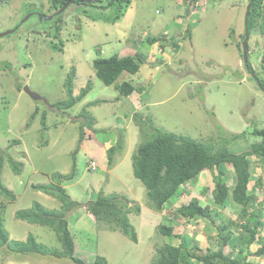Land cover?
<instances>
[{
  "label": "rangeland",
  "instance_id": "rangeland-1",
  "mask_svg": "<svg viewBox=\"0 0 264 264\" xmlns=\"http://www.w3.org/2000/svg\"><path fill=\"white\" fill-rule=\"evenodd\" d=\"M195 1L95 0L89 4L70 3L63 12L55 14L59 8H55L54 0H0V32L20 24L15 31L0 36V155L4 161L0 183L16 195V200L8 203L9 199L0 194V218L9 239L25 240L32 234L50 248H62L50 227L17 219L14 214L17 209L38 202L47 208H58L55 198L34 190L32 184L48 183L53 174L74 169L73 179L66 181V191L77 200L83 196L96 198L99 191L107 195L105 198L114 213L130 211L126 218L139 240L133 242L122 230L108 228L114 214L107 219L110 221L97 220L82 205L66 216L72 225L74 256L85 264H91L97 257L105 259L106 264H149L157 256V247L167 239L158 226L173 225L175 209L166 204L165 210L154 211L152 217L146 206V189L133 176L128 158L154 133V127L195 139L212 150L227 147L234 153L249 149L260 140L252 135V130L264 127V92L252 77L250 66L264 79L261 62L264 39L257 30H250L249 68L240 43L245 33L249 0ZM198 2L201 6H197ZM50 15L51 18L45 19ZM148 37L167 40L171 37L177 48L164 41L169 46L162 49L158 40L149 43ZM52 41L61 51L51 47ZM127 41L131 44L125 47ZM114 53L118 56L139 53L144 59L137 72L123 71L117 79L119 83L132 82L137 89L132 94L139 96L141 108H135L128 96L119 95L116 100L118 91L114 86L105 85L95 75L92 60ZM69 73L73 75V96L88 84L90 89L70 108L59 109L54 103L66 98L64 82ZM25 87L40 97L33 98ZM131 96L134 101L136 97ZM99 99L103 100L93 104ZM119 125L122 128H117ZM237 134L240 136L235 137ZM118 136L123 147L114 155L112 165L107 163V169L99 165L95 171L82 170L89 158L79 151L84 137L102 143ZM13 139L18 143H11ZM8 156L21 162L19 174L7 163ZM249 158L251 174L264 175L260 171L264 170V161L253 155ZM113 166H116L114 171H109ZM223 170L227 183L233 184V167L225 165ZM201 172L202 175L179 188L180 197L174 205L178 207L195 197L201 205L221 209L219 212L212 208L210 216L215 225L227 224L228 218L233 223L239 221L241 216L237 214L236 204L227 200L219 206L213 202V175L218 170ZM252 185L253 181L249 187ZM195 187L204 191L196 192L192 189ZM263 189L264 182L257 198L260 217H264V204L260 203ZM3 201L7 204L2 205ZM138 205L143 211L141 216L136 215ZM253 207L258 213L256 205ZM204 221L214 224L207 218L192 222L191 227L186 222H178L179 232L186 229L185 243L192 245L194 241L188 232L194 234ZM232 229L238 246L239 227ZM263 231L262 227L257 228L258 235H263ZM198 239L202 247L200 235ZM230 242L221 245L222 251L235 257L239 247H232ZM201 250L194 251L202 254ZM190 259L191 264H204ZM0 264L77 263L50 253H18L6 245L0 247Z\"/></svg>",
  "mask_w": 264,
  "mask_h": 264
},
{
  "label": "trees",
  "instance_id": "trees-1",
  "mask_svg": "<svg viewBox=\"0 0 264 264\" xmlns=\"http://www.w3.org/2000/svg\"><path fill=\"white\" fill-rule=\"evenodd\" d=\"M66 1L67 0H54L55 4L57 3L55 8H60ZM121 1L122 3L125 2V0ZM126 2H129V0H126ZM74 3L89 4L91 2L74 0ZM112 4L116 3L113 2ZM115 18H118V15H115ZM245 27L247 28L248 37L250 36V30L254 29L255 31L257 30V33L264 39V0H252V5L247 16ZM184 36H186L185 32ZM241 39H244V33L243 38ZM147 40L149 43H155V41L158 40L160 48L162 47V49L164 47L168 48L169 46H165L164 41H168V44L177 48V43L174 42L171 37L169 40L164 38L148 37ZM55 43V41H52L49 44H51L52 48L61 51ZM261 60L263 63L262 68L264 73V56ZM143 62L144 59L140 57L139 53L138 55L134 54L123 56H118V53H114L107 57L98 56L94 58L92 60V67L96 77L105 85H113L120 96H127L136 90L135 86L131 81L124 80L119 83L117 82V79L123 71L134 74L138 71L140 64ZM247 66L249 68V62L247 63ZM254 74L257 76L255 72ZM72 76L71 73H69L64 82L66 98L54 103L59 109L70 108L87 93V88L90 89V85L88 84L80 90L78 95L73 96ZM258 79L261 83V87L264 88V79H261L259 76ZM116 98L118 97H115V99ZM102 100L103 99L96 100L93 104H98ZM155 128L156 127H154V133H150L149 138L138 145L131 157L132 174L144 185L146 195L148 197L147 205L150 208L155 211H161L166 204H171L180 196L178 193L179 188H183L186 182L195 179L204 169L218 170V172L213 175L214 187L212 189L213 202L216 205H224L226 201L229 200L230 202L241 206V218L246 215V209L248 207L254 206L253 201L256 203L258 198V192L255 194V188L257 186H262V182L260 179L253 178L251 172L249 171V157L253 155L259 158V161H264V127L260 129L256 127L252 130V135L258 136L260 140L252 143L249 149L239 153L231 152L227 147H220L217 150H212L211 146L205 145L195 139H191L171 131H164ZM239 136L240 134H237L235 137ZM11 143L17 144L18 140L13 139ZM122 145V138L119 136V140L108 148V165L113 164L114 155L122 149ZM3 151L5 152L6 149ZM91 161L94 160L89 161L88 166L90 168H92L90 166ZM3 163V156L1 154L0 169ZM7 163L11 166L15 174H19L21 172V162H16L11 156H8ZM225 165L233 167L234 169L235 182L233 184L229 185L227 183L226 176H224L223 167H225ZM73 176L74 169L69 171V173L53 174L51 177L52 181L48 183L32 184V188L34 190L41 191L55 198L59 203L58 208H47L38 202L31 204L28 208L17 209L14 214L16 218L26 220L30 223H37L39 225L50 227L56 232L58 241L62 247L61 249L46 246L45 244L37 241L35 236L32 234H28L25 240L9 239V233L3 226L1 218L0 247L7 245L11 250L22 254L50 253L54 254L56 257L71 258L77 264H85L81 258L74 256V241L69 230L68 220L66 217L67 213L82 207V205L89 213L95 216L97 220L110 221L107 219L114 214V218H110L113 226L109 224L108 228L120 229L119 231L122 230L130 240L136 242V234L126 218V215L130 213V211L122 210L115 211L114 213L110 209V205L107 203L105 198L107 195L105 196V194L101 191L97 193L96 198L89 199L87 201H78L73 199L66 191V188L62 186V182L64 180L72 179ZM251 181H253V185L249 187V183ZM202 191L204 190L202 189ZM0 194L9 199L8 203H11V201H14L16 198L13 191L6 186H2L1 183ZM263 200L264 193H262V201ZM4 203L6 202L3 201L2 205ZM139 210L140 208L138 205L136 212ZM211 213V207L201 205L200 201L195 197H192L187 203L179 205L173 212L175 217H182L186 220L207 218L215 223V220H213L210 216ZM119 214H121V216H118ZM253 215L256 216L257 213L254 212ZM255 218L256 219H254L253 224L249 223V221L247 224H244L239 235L236 236V240L238 241V246H236L239 247V253L235 257L224 254L222 247L212 251L206 248L205 251L201 250L202 254H196L194 250H200V247L196 244L186 246L182 241L178 245L170 243L161 244L157 247V256L155 260L149 264H191L193 260L190 258L200 260L204 264H252L250 261L246 260L247 255H264V231L261 236L258 235L257 232L258 227H263L264 230V223H260L258 218ZM222 226L225 227V225ZM158 227L162 235L171 236L173 234V225L171 223L159 224ZM232 233L233 232L230 229L222 236V246L227 243L229 244L230 240L234 239L235 236ZM256 241L259 243L258 248L254 252H250L248 250L249 245L251 243H255ZM106 263L107 261L105 259L97 257L91 264Z\"/></svg>",
  "mask_w": 264,
  "mask_h": 264
},
{
  "label": "crops",
  "instance_id": "crops-1",
  "mask_svg": "<svg viewBox=\"0 0 264 264\" xmlns=\"http://www.w3.org/2000/svg\"><path fill=\"white\" fill-rule=\"evenodd\" d=\"M181 24V23H180ZM131 40V39H130ZM132 42H133V40H131ZM129 44H131L129 41H127L126 42V44L124 45L125 47L126 46H128ZM125 47H123V48H125ZM122 48V49H123ZM117 96H119V94H117L116 95V97ZM130 96H131V94L128 96L129 98H128V100H131L132 101V103H133V105H134V107L135 108H141V103H140V101H139V96L137 95V97L136 96H134V94H132V96L131 97H136V99L135 98H133L134 99V101L132 100V99H130ZM119 98V97H118ZM116 100H117V98H116ZM119 101V100H118ZM136 101V102H135ZM120 107V106H119ZM121 107H123V106H121ZM120 107V108H121ZM118 127H121L120 125L119 126H117V128ZM122 128V127H121ZM120 134V133H119ZM131 139V136L129 135V139L128 140H130ZM119 140V136L118 137H114V138H112L111 139V141H104V142H102V143H100L99 141H97V142H95L96 141V139H91V137H84L83 139H82V141H81V145H79V151H82L81 153H83L82 155H84V156H88L89 158H88V161H85V163L83 164L84 166H83V168H82V170H87V171H91V170H94L95 171V169L100 165V166H102V168L103 169H107V158H105V156H106V154H107V150H108V148L111 146V145H113V144H115L117 141ZM120 155V154H119ZM127 157L130 155V154H125ZM131 157H132V155L128 158V163H130L131 162ZM102 158H103V161H102ZM90 160H94L95 161V166H94V168H90L89 166H88V164H89V161ZM82 161V160H81ZM115 161H118V159H115ZM100 162H103V163H100ZM107 164V165H106ZM80 165H82V163L80 164ZM116 166H113L112 168V170H110L109 169V171H111V172H113L114 171V168H115ZM81 168V167H80ZM259 169H260V167H258ZM260 171H262V172H264V170H262V169H260ZM204 175H205V173H204ZM203 175V176H204ZM253 176V178H256V179H260L261 180V182L263 183L264 182V175H260V176H255V175H252ZM73 179V178H72ZM72 179H69V180H72ZM69 180H64V182H62V186L64 187V188H66L67 187V183L68 182H66V181H69ZM66 182V183H65ZM102 183V182H101ZM100 183V184H101ZM101 186V185H100ZM194 191H196V192H202V188H198V187H195V188H192ZM86 194H87V192H86ZM255 194H256V192H255ZM260 194V193H259ZM259 194L257 193V195L259 196ZM46 195V194H45ZM51 197V196H50ZM72 197V196H71ZM180 197V196H179ZM178 197V198H179ZM73 198V197H72ZM177 198V199H178ZM51 199H54V198H51ZM73 199H76V197H74ZM89 199H92V198H89V197H82L81 199L79 198L78 199V201L79 200H82V201H87V200H89ZM133 199V198H132ZM176 199V200H177ZM16 200V199H15ZM77 200V199H76ZM134 200V199H133ZM176 200H174L172 203H171V206H173V209H176L177 208V205H174L175 204V201ZM257 201V200H256ZM260 203L261 204H264V200L262 201V196H261V200H260ZM31 205V204H30ZM146 206H148V205H146ZM168 207H169V205H168ZM211 207V209L212 208H216V206H210ZM81 208V207H80ZM236 208H237V214H240L239 216H241V206H239V205H237L236 204ZM256 208H258V213H257V215L255 216V215H253V213L254 212H256V210H255V208L254 207H248L247 209H246V217L244 216L243 218H240V220L239 221H234V223H233V221L231 220L230 221V219L228 218V220H229V222L227 223V224H225V222H222V223H220V225H215V223L213 224V223H208V221H204V222H206V223H202V227H200L199 229H200V231H201V234H199V229L195 232V233H197V236H196V234L194 235L193 233H191V232H188V234H189V236L192 238V245L195 243H197L198 244V246H199V239H198V235H200V237L202 238V240L200 241V242H203V244L201 245L202 247H200V250L202 249V251L204 250V249H208V250H210V251H212V250H216V249H219V248H221V243H222V239H223V235L227 232L226 230H230V229H232V226H233V229L232 230H235L234 229V227H236V229H237V226L239 227V230L241 231L242 230V228H243V225L244 224H247V222L249 221V223H251V224H253L254 223V219H256L255 217H257L258 218V221H260V223L261 222H263V220H262V217H260V208L259 207H257L256 206ZM79 209V208H78ZM78 209H75V210H78ZM148 209H149V211L152 213V217L154 216V211L155 210H153L152 208H150L149 206H148ZM219 212H220V208L218 207V208H216ZM75 210H73L74 212H75ZM143 210V209H142ZM170 210V209H169ZM213 211V210H212ZM73 212V213H74ZM155 212H157V211H155ZM72 213V214H73ZM142 213H143V211H141V209H140V212H139V214H136V215H139V216H141L142 215ZM215 214H216V216L218 217V214L216 213V211H215ZM76 215H78V214H76ZM75 215V219H78V216H76ZM128 215H129V213H128ZM173 216H174V224H173V234L171 235V236H167L166 235V237H167V239L164 241V243H170V244H173V245H178V244H180L182 241H183V243L187 246V245H189V246H192L190 243H185V239H184V233H185V230L186 229H184L183 228V230H180V232L178 231L179 230V224H178V222H186L185 224H189V226L191 227V225H192V222H196V221H198L199 219L201 220L202 218H197V219H190V220H186L185 218H182V217H175V215L173 214ZM227 216V215H226ZM238 216V217H239ZM228 217V216H227ZM213 219V218H212ZM214 220V219H213ZM68 224H69V230H70V232H71V234H72V231H71V229H72V225L70 224V222H68ZM73 224H75V221L73 220ZM217 224V223H216ZM222 225H225V227L224 226H222ZM192 226H194V225H192ZM229 226V227H228ZM190 229V228H189ZM234 235H236V233L234 234ZM72 236H73V234H72ZM10 237V236H9ZM73 241H74V237H73ZM139 242V240H137L136 241V243H138ZM258 241H256V243H251L250 245H249V247H248V250L250 251V252H254L256 249H257V246H258V243H257ZM163 244V243H162ZM230 245L231 246H234L235 245V243H234V239L233 240H231V242H230ZM160 246V245H159ZM158 246V247H159ZM224 253V252H223ZM239 253V252H238ZM238 255V254H237ZM246 258H248V261H254V263L255 264H264V255H261V256H255V255H247L246 256ZM251 259V260H250Z\"/></svg>",
  "mask_w": 264,
  "mask_h": 264
},
{
  "label": "water",
  "instance_id": "water-1",
  "mask_svg": "<svg viewBox=\"0 0 264 264\" xmlns=\"http://www.w3.org/2000/svg\"><path fill=\"white\" fill-rule=\"evenodd\" d=\"M83 1H84V2H86V1H88V2H93V1H95V0H83ZM71 2H74V0H67V1H66V2L60 7V9H59L58 11L55 12V14H60L61 12H63V11L65 10V8H66ZM251 5H252V0H249V5H248V7H247V9H246L247 12H246V16H245V22H244L245 24H246V22H247V16H248V14H249V11H250V7H251ZM31 14H33V13H32V12L29 13V14L26 16V18H28ZM43 16H44V15L39 14V17H40V18H43ZM51 17H52V15L46 17L45 19H48V18H51ZM22 22H23V21H22ZM22 22H21V23H22ZM19 25H20V24H18V25L15 26L14 28H11V29L6 30V31H4V32H0V36H3V35H5V34H7V33H10V32L15 31V30L19 27ZM247 38H248L247 28L245 27L244 39L242 40L243 58H244L245 63H248V55H247ZM250 71H251L252 77L256 80V82H257L258 86L260 87V89L264 91V88L261 87V83H260L259 79L257 78V76L254 74V72H253L251 69H250ZM24 90H25L26 92L30 93V95H31L33 98H39V97H40L39 95L34 94L33 92H30L29 89H28L27 87H25Z\"/></svg>",
  "mask_w": 264,
  "mask_h": 264
},
{
  "label": "built area",
  "instance_id": "built-area-1",
  "mask_svg": "<svg viewBox=\"0 0 264 264\" xmlns=\"http://www.w3.org/2000/svg\"><path fill=\"white\" fill-rule=\"evenodd\" d=\"M192 1H193V0H192ZM197 1H198V0H196L195 2L197 3ZM197 6H200L199 2H198V4H197ZM191 8H192V7H191ZM90 166H91L92 168H94V166H95V161H91V162H90ZM255 190H256V192H260V188H258V187H256ZM262 193H264V189H263ZM255 205L257 206V201H256ZM255 205H254V206H255ZM262 220H263V222H264V217H262ZM262 228H263V227H262Z\"/></svg>",
  "mask_w": 264,
  "mask_h": 264
},
{
  "label": "clouds",
  "instance_id": "clouds-1",
  "mask_svg": "<svg viewBox=\"0 0 264 264\" xmlns=\"http://www.w3.org/2000/svg\"><path fill=\"white\" fill-rule=\"evenodd\" d=\"M71 3H74V2H71ZM200 6H201V5H200ZM59 9H60V8H59ZM56 11H57V10H56ZM183 34H184V32H183ZM250 69H252V68H250ZM133 92H137V89L134 90ZM133 92H132V93H133ZM132 93H131V95H132ZM127 96H129V95H127ZM204 170H205V169H204ZM201 173H203V172H200L199 175H202ZM199 175H198V176H199ZM198 176H197V177H198ZM262 185H263V183H262ZM183 187H184V186H183ZM257 187H258V186H257ZM261 187H262V186H260V187H258V188H261ZM255 192H256V190H255ZM259 193H260V192H258V194H259ZM191 198H192V197H191ZM197 199H198V198H197ZM200 204H201V203H200ZM215 205H216V204H215ZM203 206H204V205H203ZM165 208H166V205L164 206V208H163L161 211L165 210ZM161 211H160V212H161ZM139 212H140V210H139L138 212H136V213H139ZM17 219H19V218H17ZM20 220H22V219H20ZM68 227H69V224H68ZM164 236H165V235H164ZM137 240H138V239H137ZM131 241H132V240H131Z\"/></svg>",
  "mask_w": 264,
  "mask_h": 264
},
{
  "label": "flooded vegetation",
  "instance_id": "flooded-vegetation-1",
  "mask_svg": "<svg viewBox=\"0 0 264 264\" xmlns=\"http://www.w3.org/2000/svg\"><path fill=\"white\" fill-rule=\"evenodd\" d=\"M257 78H258V76H257ZM255 80V79H254ZM256 81V80H255Z\"/></svg>",
  "mask_w": 264,
  "mask_h": 264
}]
</instances>
